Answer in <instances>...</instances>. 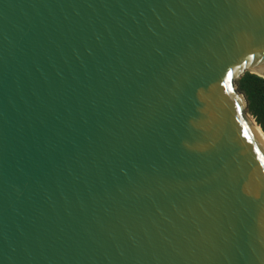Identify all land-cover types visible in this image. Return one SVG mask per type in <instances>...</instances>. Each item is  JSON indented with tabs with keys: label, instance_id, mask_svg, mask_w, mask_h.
Instances as JSON below:
<instances>
[{
	"label": "water",
	"instance_id": "water-1",
	"mask_svg": "<svg viewBox=\"0 0 264 264\" xmlns=\"http://www.w3.org/2000/svg\"><path fill=\"white\" fill-rule=\"evenodd\" d=\"M247 73L264 0H0V264H264Z\"/></svg>",
	"mask_w": 264,
	"mask_h": 264
},
{
	"label": "trees",
	"instance_id": "trees-1",
	"mask_svg": "<svg viewBox=\"0 0 264 264\" xmlns=\"http://www.w3.org/2000/svg\"><path fill=\"white\" fill-rule=\"evenodd\" d=\"M248 103V113L264 132V79L245 74L237 82Z\"/></svg>",
	"mask_w": 264,
	"mask_h": 264
},
{
	"label": "bare ground",
	"instance_id": "bare-ground-1",
	"mask_svg": "<svg viewBox=\"0 0 264 264\" xmlns=\"http://www.w3.org/2000/svg\"><path fill=\"white\" fill-rule=\"evenodd\" d=\"M250 121H251L253 127L256 129V131L258 132L259 136L261 137V139H262V141L264 143V133H263V131L261 130V128H259V126H257V124L252 119H250Z\"/></svg>",
	"mask_w": 264,
	"mask_h": 264
},
{
	"label": "rangeland",
	"instance_id": "rangeland-1",
	"mask_svg": "<svg viewBox=\"0 0 264 264\" xmlns=\"http://www.w3.org/2000/svg\"><path fill=\"white\" fill-rule=\"evenodd\" d=\"M250 119H252L254 121V119L250 116ZM255 122V121H254Z\"/></svg>",
	"mask_w": 264,
	"mask_h": 264
}]
</instances>
